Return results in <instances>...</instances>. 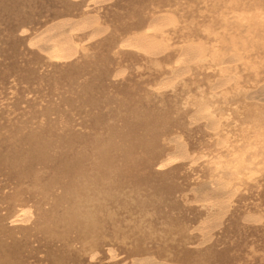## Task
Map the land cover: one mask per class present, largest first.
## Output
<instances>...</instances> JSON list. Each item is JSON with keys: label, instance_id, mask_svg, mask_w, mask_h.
<instances>
[{"label": "bare ground", "instance_id": "bare-ground-1", "mask_svg": "<svg viewBox=\"0 0 264 264\" xmlns=\"http://www.w3.org/2000/svg\"><path fill=\"white\" fill-rule=\"evenodd\" d=\"M0 264H264V0H0Z\"/></svg>", "mask_w": 264, "mask_h": 264}]
</instances>
